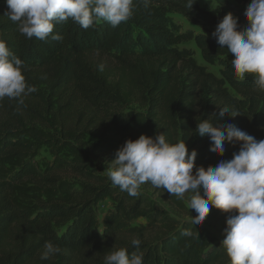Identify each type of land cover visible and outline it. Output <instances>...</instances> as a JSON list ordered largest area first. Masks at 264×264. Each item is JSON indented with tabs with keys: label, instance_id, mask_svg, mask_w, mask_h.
I'll return each mask as SVG.
<instances>
[{
	"label": "trees",
	"instance_id": "obj_1",
	"mask_svg": "<svg viewBox=\"0 0 264 264\" xmlns=\"http://www.w3.org/2000/svg\"><path fill=\"white\" fill-rule=\"evenodd\" d=\"M132 7L130 19L115 28L98 21L83 29L68 19L54 25L53 34L62 40L50 35L41 41L20 34L0 0V39L23 61L26 83L36 88L22 97L23 105L0 100V264H104L105 255L121 247L142 252L143 264H229L210 233L152 211L140 194L121 191L94 158L97 152L115 157L126 139L164 133L170 143L183 139L189 152L196 150L193 172L214 167L230 160L239 145L225 144L224 155L217 156L196 124L231 123L264 139V91L251 75L234 76L230 54L212 37L224 16L220 7L208 9L197 0H133ZM176 15L208 33L182 28ZM190 40L218 74L180 46ZM94 54L117 61L120 75L111 81L93 62ZM225 106L237 115L220 118ZM41 150L50 159H39ZM185 196L189 201L190 194ZM107 199L112 207L99 220L97 205ZM210 215L220 222L228 214L210 206ZM139 218L147 223L133 224ZM157 228L160 235L151 240L149 230ZM185 230L194 235L184 236ZM133 238L140 239L139 249L131 245ZM46 241L60 250L41 260Z\"/></svg>",
	"mask_w": 264,
	"mask_h": 264
},
{
	"label": "clouds",
	"instance_id": "obj_2",
	"mask_svg": "<svg viewBox=\"0 0 264 264\" xmlns=\"http://www.w3.org/2000/svg\"><path fill=\"white\" fill-rule=\"evenodd\" d=\"M8 18L16 23L17 30L26 38L56 41L63 37L53 34L54 25L71 19L83 29L98 21L113 28L127 22L133 14V0H5ZM147 5V0H145ZM193 3H189V8ZM243 16L247 21L238 30L237 18L226 13L218 22L212 37L221 49H227L235 77L243 80L251 75L254 86L264 91V0H250ZM23 61L16 57L0 39V100L16 99L23 105V96L36 88L26 83L22 74ZM103 71V65H99ZM231 113V114H230ZM234 117L230 107L219 108V117ZM196 133L207 136L210 151L223 156L225 144L239 145L230 160L221 159L214 167H196L195 149L189 152L183 139L170 143L164 133L139 135L126 139L109 163L106 175L112 185L130 196L140 194L142 185L163 189L170 196L184 199L190 194L187 207L195 211L189 222L202 224L210 206L227 213L223 239L229 264H264V139L239 129L231 123L213 126L211 119H201ZM202 193V194H201ZM198 235V233H195ZM186 237L194 233L185 230ZM141 241L133 238L131 245L139 249ZM59 247L46 241L40 259L46 260L59 252ZM104 264H143V253H128L116 248L104 257Z\"/></svg>",
	"mask_w": 264,
	"mask_h": 264
},
{
	"label": "rangeland",
	"instance_id": "obj_3",
	"mask_svg": "<svg viewBox=\"0 0 264 264\" xmlns=\"http://www.w3.org/2000/svg\"><path fill=\"white\" fill-rule=\"evenodd\" d=\"M199 5L204 6L205 8L212 9L215 7H220L224 15L228 12H231L236 18L238 25L241 27L245 26V23L247 21L245 20L243 13L247 7V5L238 3L235 0H197ZM176 19L179 20L182 28L184 29H192L194 32H205L208 33V31H205L206 29H201L197 26H194L190 22L187 21L186 18L176 15ZM181 47H186L194 52V57L198 63H201L206 66L207 70L218 74V67L207 65L203 62L202 58L200 57L199 51L196 48L193 41H185L180 44ZM94 63L97 65H103V69L108 71L110 74V80L113 81L116 78V75H120V65L117 61L110 59L104 55L94 54L91 56ZM130 62H136L133 60H130ZM130 107H133L130 106ZM34 117L33 113H30ZM38 119V118H36ZM44 125H47V121L41 120ZM90 138V137H88ZM40 158L50 159V155L47 151L41 150L39 154ZM115 157L110 152H97L96 157L94 158V161L96 165L101 169L102 173L107 177L106 172L108 167L110 166L109 163L114 160ZM140 195L146 197V201L150 203V209L152 211L158 210L161 211L164 214L177 219L179 222H189V215H195L194 210H189L187 207V198L186 196L184 199H179L180 203L185 207V210H183L180 207H177L176 204H174L171 201L170 194L163 189H156L151 186L150 183H145L142 185L140 190ZM112 207L110 200H104L100 202L97 205V215L98 219L101 220L103 214L109 210ZM218 215H210L206 216L205 220L200 225L206 232L210 233L214 238L216 242H221L223 237V229L225 227V219L217 222ZM145 218H139L137 219L133 224L135 225H145L147 222ZM160 230L157 229H151L149 230L148 237L153 240L157 238Z\"/></svg>",
	"mask_w": 264,
	"mask_h": 264
}]
</instances>
